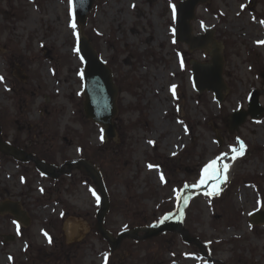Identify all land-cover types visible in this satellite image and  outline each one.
<instances>
[{
    "label": "rangeland",
    "instance_id": "rangeland-1",
    "mask_svg": "<svg viewBox=\"0 0 264 264\" xmlns=\"http://www.w3.org/2000/svg\"><path fill=\"white\" fill-rule=\"evenodd\" d=\"M180 1L97 0L83 26L72 0H0V120L6 142L35 156L53 153L57 166L110 153L106 226L116 236L169 209L175 214L184 189L193 188L181 222L213 263L177 233L124 240L111 253L95 231L99 192L80 169L55 181L0 153V203H19L28 217L25 225L0 214V264H264V223L250 222L264 211V114L239 132L229 125L234 111L248 109L252 90L264 107V0H209L196 11L194 35L205 25L225 47L223 104L194 89L192 63H209L213 48L176 43ZM81 36L119 87L115 139L86 118ZM220 159L233 164L228 182L211 195L197 191Z\"/></svg>",
    "mask_w": 264,
    "mask_h": 264
},
{
    "label": "water",
    "instance_id": "water-1",
    "mask_svg": "<svg viewBox=\"0 0 264 264\" xmlns=\"http://www.w3.org/2000/svg\"><path fill=\"white\" fill-rule=\"evenodd\" d=\"M96 0H73V9L75 11V19L82 25L87 24V16L93 9V5ZM208 0H185L180 1L176 8V31L175 38L178 42L186 43L190 46V49H204L208 44L214 45V52L212 55L211 63L202 64L200 62L193 63V77L195 89L199 93L210 91L214 93L215 100L222 103L224 100L225 92L227 91V85L223 79L225 59L223 58V47L219 46L213 37V31L205 27L206 34L194 36L192 20L196 17V8L202 3H206ZM79 54H81L83 63L85 65L84 71V95L86 99L85 109L86 116L97 123H100L105 128V135L107 138H115L116 125L113 123L115 116L117 115L116 100L118 94V87L115 86L111 69L105 64L98 54L91 42L82 37L79 41ZM264 79V74L262 75ZM261 93L254 90L251 93L249 102V109L234 112L230 121L231 130H239L241 125L245 123L246 119L250 116L253 119H260L263 116L264 108L261 107L260 101ZM0 150L6 156L14 157L16 160L22 162H29L34 160L36 167L39 171L50 178L58 179L60 175L64 173L70 174L75 165L80 166L84 173L89 176L94 185L98 188L101 195V207L97 215V231L104 237V239L110 243L111 250L121 248L122 241L126 238L136 241H146L147 239L156 238L168 231L180 232L183 239L187 243H195L199 247L201 245L196 239H192L188 231L182 227L180 220L176 221L170 215H167V219L161 221L160 224L153 225L145 228H134L132 230L123 231L117 238L113 236L105 228V218L110 212V198L108 189L105 186L104 176L97 167L89 160H78L75 163H66L68 170L65 166L61 169H57L55 165H49L44 161H37L35 157L30 154H26L23 150L18 149L10 144H5L1 135L0 124ZM203 183L199 188L204 189L207 193H211V183L209 173H206ZM186 196H184L185 198ZM13 213L18 219H22L23 213L19 211L18 204H10V206L3 204L0 205V213L6 212ZM259 217V219H257ZM253 223L264 222V215L262 213H256L252 216ZM25 220V219H24ZM143 233V235H141ZM202 248V247H201Z\"/></svg>",
    "mask_w": 264,
    "mask_h": 264
},
{
    "label": "bare ground",
    "instance_id": "bare-ground-1",
    "mask_svg": "<svg viewBox=\"0 0 264 264\" xmlns=\"http://www.w3.org/2000/svg\"><path fill=\"white\" fill-rule=\"evenodd\" d=\"M225 166H226V171H224L221 175L220 170L225 169ZM232 169H233V164L231 163L228 164L227 162L222 161V159L210 163L209 171L212 172V177L215 180V182H217L218 188H221L224 184L228 182L233 172ZM217 176H219V178H217ZM192 190L193 188H189V192ZM184 209H185L184 203H180L178 211L174 214V217L178 218L182 216Z\"/></svg>",
    "mask_w": 264,
    "mask_h": 264
},
{
    "label": "trees",
    "instance_id": "trees-1",
    "mask_svg": "<svg viewBox=\"0 0 264 264\" xmlns=\"http://www.w3.org/2000/svg\"><path fill=\"white\" fill-rule=\"evenodd\" d=\"M61 152L63 153V148L61 149ZM40 155V153H39ZM41 156H43V158H45L46 160L53 162L54 161V157L55 156L53 153L50 154L48 152H42ZM110 153H101L100 151H93L91 153V155H88L87 157L90 158L96 165H99V167L102 169L103 173L106 167V163L109 160ZM53 157V158H52ZM105 181H106V185L107 187H110V178L109 177H105ZM112 209L114 210H121L122 209V203L119 204V206L113 207ZM166 212H164L163 214H165ZM156 222V220L151 221V223ZM136 226H144L143 224H137Z\"/></svg>",
    "mask_w": 264,
    "mask_h": 264
},
{
    "label": "snow or ice",
    "instance_id": "snow-or-ice-1",
    "mask_svg": "<svg viewBox=\"0 0 264 264\" xmlns=\"http://www.w3.org/2000/svg\"><path fill=\"white\" fill-rule=\"evenodd\" d=\"M70 14H71V13H70ZM262 23H264V22H262ZM71 26H72L73 28H75V24H72ZM262 43H264V42H262ZM0 79H2V78H0ZM101 139H103V137H101ZM241 148H243V145H241ZM233 151H236V150L233 149ZM210 167H211V166H210ZM207 171H208V169H205V173H207ZM224 171H226V166H225V169L220 170L221 175H222V173H223ZM217 178H219V176H217ZM201 183H203V181H201ZM97 199H99V197H97ZM165 219H167V217H165Z\"/></svg>",
    "mask_w": 264,
    "mask_h": 264
}]
</instances>
